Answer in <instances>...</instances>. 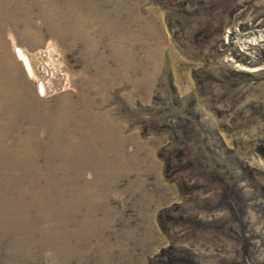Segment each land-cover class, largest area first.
I'll list each match as a JSON object with an SVG mask.
<instances>
[{
	"label": "rangeland",
	"instance_id": "obj_1",
	"mask_svg": "<svg viewBox=\"0 0 264 264\" xmlns=\"http://www.w3.org/2000/svg\"><path fill=\"white\" fill-rule=\"evenodd\" d=\"M0 264H264V0H0Z\"/></svg>",
	"mask_w": 264,
	"mask_h": 264
},
{
	"label": "bare ground",
	"instance_id": "obj_2",
	"mask_svg": "<svg viewBox=\"0 0 264 264\" xmlns=\"http://www.w3.org/2000/svg\"><path fill=\"white\" fill-rule=\"evenodd\" d=\"M19 58L25 63V65H26V67H27V69L29 70L30 69V66H29V63H28V61H27V59H26V57L19 51ZM30 71H31V69H30ZM31 73V72H30ZM42 88V87H41ZM41 90V89H40Z\"/></svg>",
	"mask_w": 264,
	"mask_h": 264
},
{
	"label": "water",
	"instance_id": "obj_3",
	"mask_svg": "<svg viewBox=\"0 0 264 264\" xmlns=\"http://www.w3.org/2000/svg\"><path fill=\"white\" fill-rule=\"evenodd\" d=\"M28 61V60H27ZM25 66V65H24Z\"/></svg>",
	"mask_w": 264,
	"mask_h": 264
},
{
	"label": "trees",
	"instance_id": "obj_4",
	"mask_svg": "<svg viewBox=\"0 0 264 264\" xmlns=\"http://www.w3.org/2000/svg\"><path fill=\"white\" fill-rule=\"evenodd\" d=\"M169 255V254H168Z\"/></svg>",
	"mask_w": 264,
	"mask_h": 264
}]
</instances>
